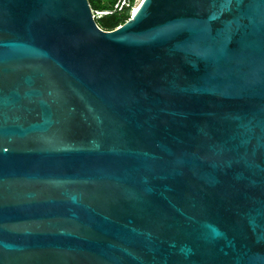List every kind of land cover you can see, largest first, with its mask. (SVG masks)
Masks as SVG:
<instances>
[{
    "label": "water",
    "instance_id": "95a60500",
    "mask_svg": "<svg viewBox=\"0 0 264 264\" xmlns=\"http://www.w3.org/2000/svg\"><path fill=\"white\" fill-rule=\"evenodd\" d=\"M0 264H264V0H0Z\"/></svg>",
    "mask_w": 264,
    "mask_h": 264
},
{
    "label": "trees",
    "instance_id": "16d2710c",
    "mask_svg": "<svg viewBox=\"0 0 264 264\" xmlns=\"http://www.w3.org/2000/svg\"><path fill=\"white\" fill-rule=\"evenodd\" d=\"M87 2L91 9H111L115 0H87ZM132 2L133 0H130L129 4L121 9H113L110 12L94 17L95 22L103 29H111L117 26L129 16Z\"/></svg>",
    "mask_w": 264,
    "mask_h": 264
},
{
    "label": "built area",
    "instance_id": "2783aa9c",
    "mask_svg": "<svg viewBox=\"0 0 264 264\" xmlns=\"http://www.w3.org/2000/svg\"><path fill=\"white\" fill-rule=\"evenodd\" d=\"M137 0H133L132 4H131V8L132 9V6L133 4L136 2ZM130 0H115V2L113 3V6L111 9H91V15L92 17H98L100 16L101 14H104V13H107V12H110L111 10L113 9H121L123 6H127L129 4ZM130 11V10H129Z\"/></svg>",
    "mask_w": 264,
    "mask_h": 264
},
{
    "label": "bare ground",
    "instance_id": "6f19581e",
    "mask_svg": "<svg viewBox=\"0 0 264 264\" xmlns=\"http://www.w3.org/2000/svg\"><path fill=\"white\" fill-rule=\"evenodd\" d=\"M138 1H139V0H137V1L133 4L131 11H134V9L136 8V5H137Z\"/></svg>",
    "mask_w": 264,
    "mask_h": 264
},
{
    "label": "snow or ice",
    "instance_id": "6c2138e0",
    "mask_svg": "<svg viewBox=\"0 0 264 264\" xmlns=\"http://www.w3.org/2000/svg\"><path fill=\"white\" fill-rule=\"evenodd\" d=\"M142 2H143V0H142Z\"/></svg>",
    "mask_w": 264,
    "mask_h": 264
}]
</instances>
